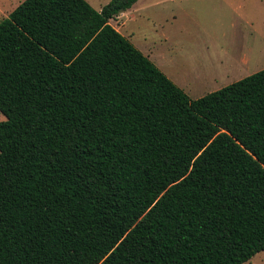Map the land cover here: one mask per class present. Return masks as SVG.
I'll use <instances>...</instances> for the list:
<instances>
[{"label":"trees","instance_id":"trees-1","mask_svg":"<svg viewBox=\"0 0 264 264\" xmlns=\"http://www.w3.org/2000/svg\"><path fill=\"white\" fill-rule=\"evenodd\" d=\"M0 21V264H245L264 251V69L197 99L111 20Z\"/></svg>","mask_w":264,"mask_h":264},{"label":"rangeland","instance_id":"rangeland-1","mask_svg":"<svg viewBox=\"0 0 264 264\" xmlns=\"http://www.w3.org/2000/svg\"><path fill=\"white\" fill-rule=\"evenodd\" d=\"M22 1L0 0V21ZM88 1L99 9L111 0ZM111 23L170 79L168 70L184 75L193 99L264 69V0H139ZM245 264H264V251Z\"/></svg>","mask_w":264,"mask_h":264},{"label":"crops","instance_id":"crops-1","mask_svg":"<svg viewBox=\"0 0 264 264\" xmlns=\"http://www.w3.org/2000/svg\"><path fill=\"white\" fill-rule=\"evenodd\" d=\"M139 1V0H138ZM137 1V2H138ZM136 4V3H135ZM134 4V5H135ZM133 5V6H134ZM100 9H102V7H100L98 10H100ZM125 12V11H124ZM123 13V12H122ZM121 13V14H122ZM120 15H118L117 17H119ZM113 20V19H112ZM248 23V22H247ZM157 55H158V58L160 59V61H162V60H164V59H166L167 57L165 56L164 58H163V55L164 54H162V53H157ZM147 56H149V55H147ZM150 57V56H149ZM169 60H171V58L170 59H168V61ZM239 63H242L243 65L244 64H248L249 63V59L247 58V57H242V58H240V59H238L237 60ZM159 63V65H160V62H158ZM162 63H163V61H162ZM161 66V65H160ZM167 69V68H166ZM191 70V69H190ZM182 72V74H188V75H190V73H183V71H181ZM168 73L170 74V76L173 78V80H175V82H177V84H179V86L181 87V88H183L184 90L185 89H187V87L189 86V85H187L188 84V80H186L185 79V76L183 77V76H181V73L178 71V72H175V71H169L168 70ZM192 73H193V71H191V75H192ZM190 75V76H191ZM207 76V75H206ZM207 78H209V77H207ZM211 78V77H210ZM252 259V258H251ZM250 259V260H251Z\"/></svg>","mask_w":264,"mask_h":264}]
</instances>
